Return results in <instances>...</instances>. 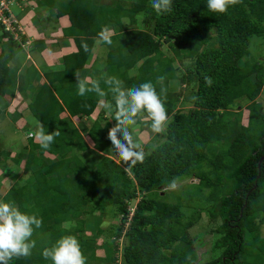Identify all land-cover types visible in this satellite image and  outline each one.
<instances>
[{"label": "trees", "instance_id": "obj_1", "mask_svg": "<svg viewBox=\"0 0 264 264\" xmlns=\"http://www.w3.org/2000/svg\"><path fill=\"white\" fill-rule=\"evenodd\" d=\"M30 1L19 3L18 8L43 6L57 18L66 15L70 25L63 35L73 39L76 52L61 59L60 70L47 72L45 83L29 89L26 108L45 132L61 134L46 150L34 137H27V145L10 159L24 162L29 176L24 184H13L0 201L14 203L21 212L42 219V227L33 233L36 247L31 256L10 264H51L42 251L66 235L78 240L86 264H264V159L260 162L264 110L257 103L264 85V62L248 56L250 39L264 36V0H241L223 14L207 11L206 0H172L171 11L164 14L153 10L152 0H132L128 9L119 0H108L113 5L70 0L66 6H61V0L37 1V6ZM141 14L142 29L124 28L122 18L136 25ZM105 28L116 34L110 37V45L102 42L108 47L107 55L100 56L104 74L91 76L100 81V87L107 92L104 79L115 77L116 72L125 89L145 82H151L158 94L161 87L166 89V95L161 94L168 114L166 130L156 135L161 137L158 143L142 146L145 159L132 167L131 174L125 171L128 165L110 158L115 152L107 134L116 123L113 115L105 118L102 110L91 121L101 98L95 93L77 95V80L90 76L85 66ZM165 44L173 55L165 53ZM20 50L0 25V99H11L15 93L27 96L32 74L18 73L16 66H10ZM182 59L188 60L183 61V70L174 64ZM134 68L137 72L128 76ZM27 70L38 74L33 66ZM205 77L211 78V86ZM171 80L189 89L188 95L174 91ZM105 99L114 103L110 92ZM240 100L248 103L243 111L246 125L241 123V110L237 111ZM181 103L191 107L180 110ZM230 111L238 114L234 121L227 117ZM73 118L78 123L91 121L88 126L81 122L80 128L92 148ZM228 132L232 142L227 149L208 157L207 147L223 141ZM13 152L5 153L6 158ZM173 179L196 182L176 202L166 201L162 190ZM131 202L135 204L129 217ZM190 203L202 208L212 222L219 221L214 250L221 254L204 262L188 233L199 218L184 212V205L188 208ZM105 215L121 216L114 235L111 228L105 231L101 226ZM87 230L94 233L93 239L105 235L113 241L89 245L84 237ZM98 246L110 254L97 257Z\"/></svg>", "mask_w": 264, "mask_h": 264}, {"label": "clouds", "instance_id": "obj_2", "mask_svg": "<svg viewBox=\"0 0 264 264\" xmlns=\"http://www.w3.org/2000/svg\"><path fill=\"white\" fill-rule=\"evenodd\" d=\"M24 2L25 0L19 3ZM240 2L241 0H206V6L209 12L223 14L227 12L229 6H235ZM171 4L172 0H152L151 7L158 14H164L171 11ZM98 42L109 45L112 43L107 28L99 33ZM81 47L88 51L86 43H82ZM158 80L162 82L163 77ZM77 81V95L95 93L101 98L98 101L99 106L113 115L116 123L109 129L107 138L112 145L111 151L117 154L119 161L128 165L125 171L131 174L132 167L138 162L143 163L145 159V152L134 140L131 129L137 126L138 121H147L150 122L152 133L160 134L166 130L168 114L161 99V94L166 95V89L161 87V94H158L151 82L125 89L122 81L116 77H107L104 79L105 85L108 86L106 92L100 87V81L92 77ZM205 83L211 86V78L205 77ZM109 92L114 96V103L105 99ZM36 124L37 130L30 133V136L46 150L61 133L55 130L49 134L39 121ZM168 188L171 190L177 188L175 179L169 183ZM41 227V218L21 212L14 203L0 201V264H10L13 259L30 257L36 247V242L32 239L33 233ZM41 255L51 264H86L80 244L72 235L59 238L51 247L45 248Z\"/></svg>", "mask_w": 264, "mask_h": 264}, {"label": "rangeland", "instance_id": "obj_3", "mask_svg": "<svg viewBox=\"0 0 264 264\" xmlns=\"http://www.w3.org/2000/svg\"><path fill=\"white\" fill-rule=\"evenodd\" d=\"M30 1V0H29ZM39 4H42L43 2H47V4L49 2H53L55 0H38ZM70 0H61V6H66V3L69 2ZM122 3V7L125 9H128L132 3V0H119ZM33 3L34 6H37L36 2L37 0H32L30 1ZM102 4H110L113 5V3H111L108 0H101ZM100 2L96 3L97 7H99V5L101 4ZM24 5V4H22ZM26 6V5H25ZM101 7V6H100ZM99 7V8H100ZM39 8H46V7H39ZM23 7V10H20L17 6H13L11 7L12 13L13 15H15V17L17 18V20L20 22L21 25V29L24 30V26H26V24H29L33 27H37L39 29H41V25L39 22V18H42V13L37 11L35 12V14L29 10V8L25 9ZM63 11V10H62ZM104 11V10H103ZM142 16L138 15L137 16V20H138V24L136 25H132L128 22V18H122V25L124 26V28L126 30L129 29H134V28H138V29H142ZM56 20L57 16L54 15L53 16ZM29 19V21H28ZM56 22V21H54ZM64 22L66 23V21L64 20ZM51 24V23H48ZM56 25L55 23L52 25L54 26ZM51 27V25H50ZM27 28V26H26ZM53 28V27H52ZM25 31V30H24ZM36 32H39L37 29H35ZM109 34L110 37L115 35L116 32L115 31H110L109 30ZM119 40V38H118ZM99 39L96 40L95 45H94V54L98 55L99 58L101 57H105V55H107L108 52V47L106 46H102L101 42H98ZM27 49V48H26ZM163 50L165 51L166 54L168 55H173L172 50L168 47V44L163 45ZM29 56V51L25 50V51H20L18 53V66H22L26 68H30L31 66H33V56L30 54V58L31 60H29L28 58ZM248 56L250 58H252L253 60H258L261 62H264V36L262 37H252L250 39V43H249V47H248ZM245 59V58H244ZM183 61H187V59H182L180 61L178 60H174V64L177 68L183 70L184 68V64L185 62ZM184 63V64H183ZM95 71V70H94ZM137 71L135 70V68L133 70H130L128 72V76H133ZM113 75L115 77H117V73L114 72ZM102 76V75H101ZM176 80V79H174ZM171 88L174 91H181V94L183 96H187L189 93V89L187 90H183V86L179 87L178 86V82L177 81H172L169 83ZM111 96H113V94L110 93ZM22 100H24V98L22 97ZM0 101H3L1 103V106H6L7 105V101H4V99H0ZM27 102V101H26ZM20 103V102H19ZM18 103V104H19ZM184 103V102H183ZM181 103L180 105L178 104V108H180V110H186L189 109V107H191L190 105H185ZM238 107H237V111L242 112V117H241V123L243 121V125H246L247 123V113H244V108L248 105L246 100H240L238 102ZM257 103L260 104V106L262 107V109L264 110V85L262 88V91L257 99ZM24 104V103H23ZM235 105V103L232 105V107ZM24 106V105H21ZM102 107L100 109H97L96 112H94L92 115V119L96 118L99 111H101ZM246 111V109H245ZM21 107H16L13 108V110H11V112L9 111V115H6V111L0 110V162L4 161L5 158V153L12 151V149H14V153L19 152L25 145H27L28 143V139L27 137H30V133H34L37 130V124H36V120L35 118L32 116V114L29 112V110H26L24 112H22ZM16 113V114H15ZM229 113H232L231 111ZM244 113V116H243ZM238 114H231V116H227L230 117L231 120H235ZM92 121V120H91ZM91 121H89V119H87L86 121H80L78 123V121H76V119L72 120V123L78 128L79 131H81V135H83L85 141L90 145V147L92 148V144L90 142V140L88 139V137H86V132L82 131L80 128V123L83 122L86 126L90 125ZM132 134H133V138L134 140L139 143L141 146H144L146 144H148L149 142L151 144H156L161 140V137L155 138L156 137V133H152L151 129H150V125L147 122H142L141 125L137 124V126H135L134 129H131ZM232 142V135L230 132L227 133L225 139L221 142H216L213 143L211 145H209L206 149V154L208 157H212L215 153H219L222 152L224 150L227 149V147L230 145V143ZM145 143V144H144ZM47 158L52 159L53 157L50 155H45ZM13 157V156H12ZM8 158V159H12ZM110 158L114 159L115 161H118L119 163H121V161H119V158L117 156L116 153H113ZM1 164V163H0ZM21 164H25L24 162H22ZM19 164L14 163L13 161H9L6 160L5 164L2 165V167L4 168L2 171V176H0V180L4 179L6 181V179L4 178V176L11 180V185L13 184H24V182H26V179L29 176V173H27L26 171L23 170L24 165L20 167H18ZM50 169H54L52 166H50ZM13 181V183H12ZM196 182V180H188V181H183V182H179L177 183V188L175 190H171L169 188L162 190L166 191L165 193V200L166 201H172V202H176L177 199L182 198V191L183 190H188L187 186L194 184ZM0 186H2L1 181H0ZM7 190L5 188H3V192L0 193V196H2ZM132 203V202H131ZM130 203V204H131ZM133 204L130 205L129 207L133 208ZM184 212H188V213H195V215L199 216L196 224L190 228L188 230L189 236L196 242L195 243V251L198 255V258L204 262L207 259H211L212 257L215 258L217 256H219L221 254L220 250H214V244L215 242L219 239V235L215 233V230L217 228V226L219 225V221H214L212 222L209 217L207 216V214H205L203 212V209L195 206L193 203H190L188 208L184 205L183 207ZM121 223V216H117V217H113L110 215H105V218L101 224V226L103 227V229L106 231L107 229L111 228L112 234L115 232V229L117 227V225H119ZM67 226V224H63V227ZM113 227V228H112ZM92 235L94 236V233L91 234L90 231H85L84 232V237L86 238V240L88 241L89 245L93 242H96L97 245L103 244V243H111L113 241V237L112 236H99L98 239L92 237ZM114 235V234H113ZM261 237H264V229L261 228ZM110 254L109 250L107 248H102L100 246H98V248L96 249V256L99 258H105ZM119 254V253H118ZM118 256V255H117ZM91 264H96L94 261L90 262ZM119 264V263H117Z\"/></svg>", "mask_w": 264, "mask_h": 264}, {"label": "crops", "instance_id": "obj_4", "mask_svg": "<svg viewBox=\"0 0 264 264\" xmlns=\"http://www.w3.org/2000/svg\"><path fill=\"white\" fill-rule=\"evenodd\" d=\"M72 1H77V0H72ZM27 8H29V7H27ZM27 8H25V9H27ZM30 10L34 14L37 11L42 13V18L38 17V19H39L38 23H40V25L42 27H41V29H39V28H37L38 26L33 27L29 24H26L27 28H24L25 34L22 37V41L27 42L28 45H27V49L26 48L21 49L20 51H25V50L27 51L28 50L29 51V56H28L29 60H31L30 54L34 55L32 57L33 58V67L38 71V74L34 75L31 71L27 70L29 68H26V66L25 67H22V66L19 67L17 65L18 64V53L20 51L17 53L16 57H14L10 61V66H16L18 73L19 72H21V73L26 72L27 75L32 74L31 75L32 78H31V85H29V87L26 91L27 96L24 99L25 101L22 100V96H20L18 93H15L13 98H11V99L4 98L5 99L4 101H7V105L4 107L1 106V103L3 101H0V110L6 111V115H9L8 114L9 111L11 112V110H13V108H16V107L17 108L21 107L22 112L28 110L26 107H27V103L29 102V98H28L29 92H30L29 89L45 83L47 81L45 78V74L47 72L60 70L61 66H62L61 65V59L64 56H67L69 54H73L76 52V47L74 45L73 39L70 36L63 35V29L67 28L70 25L69 20L66 17V15L65 16L61 15L59 18H57L55 20V18L53 16L56 14H54L53 11L48 9V8L30 7ZM55 13H56V11H55ZM64 20L66 21V23L64 22ZM28 21H29V19H28ZM54 21H56V22H54ZM48 23H51V24H48ZM54 23L56 25L52 26ZM50 25H51V27H50ZM35 29H37L39 32H36ZM109 30L112 31L111 29H109ZM101 44H103V43L101 42ZM103 46H106V45L103 44ZM103 64H104V59L99 58L98 55L94 54V49H93V54H92L88 64L85 66L86 70L87 69L91 70V74H90V76L86 75V77H91V76L102 77L101 75L104 74ZM21 105H24V106H21ZM100 108L101 107L99 106V103H98L94 112H96V110L100 109ZM102 110L104 111L103 108L101 109V111ZM101 111H99L97 117L100 115ZM63 114H64V116L66 115V113H63ZM92 116L93 115L90 116L91 117L90 119L92 121L97 118L96 117V118L92 119ZM104 117L105 118L109 117V113L106 110L104 113ZM73 119L75 120V118H73ZM145 122H147V121H145ZM83 139H84V137H83ZM84 141H85V139H84ZM86 144L90 147V145L87 142H86ZM13 155H14V152L10 154L9 158H11ZM6 160L11 161L10 159L6 158V154H5L4 161L0 162L1 163L0 164V176L3 175L2 171L4 168L2 167V165L5 164ZM22 165H24V164H19L18 167L21 168ZM2 178H3V176H2ZM4 178L6 179V181L4 179L0 180L1 184H2V186H0V193L3 192V188H5L8 191L9 188L11 186H13V185H11V180L8 178V176H7V178L4 176ZM12 183H13V181H12Z\"/></svg>", "mask_w": 264, "mask_h": 264}, {"label": "built area", "instance_id": "obj_5", "mask_svg": "<svg viewBox=\"0 0 264 264\" xmlns=\"http://www.w3.org/2000/svg\"><path fill=\"white\" fill-rule=\"evenodd\" d=\"M24 0H0V25L3 30L9 32L13 37V41L20 45L21 48H27L28 43L22 41L25 32L21 29L20 22L13 15L11 7L19 6V2ZM133 208H129V217L133 214Z\"/></svg>", "mask_w": 264, "mask_h": 264}, {"label": "water", "instance_id": "obj_6", "mask_svg": "<svg viewBox=\"0 0 264 264\" xmlns=\"http://www.w3.org/2000/svg\"><path fill=\"white\" fill-rule=\"evenodd\" d=\"M263 159H264V157L260 160V162H261ZM260 162H259V164H260ZM254 188H256V186H255Z\"/></svg>", "mask_w": 264, "mask_h": 264}]
</instances>
